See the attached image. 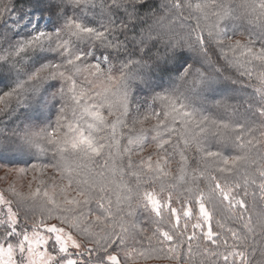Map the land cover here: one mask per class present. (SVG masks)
I'll return each mask as SVG.
<instances>
[{"label": "snow or ice", "instance_id": "snow-or-ice-1", "mask_svg": "<svg viewBox=\"0 0 264 264\" xmlns=\"http://www.w3.org/2000/svg\"><path fill=\"white\" fill-rule=\"evenodd\" d=\"M0 125V264H264V0H0Z\"/></svg>", "mask_w": 264, "mask_h": 264}, {"label": "trees", "instance_id": "trees-1", "mask_svg": "<svg viewBox=\"0 0 264 264\" xmlns=\"http://www.w3.org/2000/svg\"><path fill=\"white\" fill-rule=\"evenodd\" d=\"M23 2H24V0H16L17 6H21L23 4ZM145 126H147V123H146ZM0 127H5V125H0ZM6 127H7V129L10 130L12 127H14V125L13 124H8ZM33 162H37V161H33ZM43 162L47 163L48 161L45 159ZM0 163H3V162L0 161ZM16 166H18V167H26L27 165L24 164L23 162H16ZM52 174L53 173H52L51 169H49L48 172H47V175H52ZM4 175H5L4 169L0 168V190H6L8 183L12 182V183L15 184L16 188L19 191H24V192L28 191V183H27V181L30 178L31 173H29V177L28 178H25L23 180H20L18 178H14L13 176H9L7 178V180H5L4 179ZM33 186H35V185H33ZM5 194L7 195L8 193L5 191ZM140 220L143 221L144 217L141 216ZM144 227H149V225L147 223H145ZM149 264H152V262H149Z\"/></svg>", "mask_w": 264, "mask_h": 264}]
</instances>
